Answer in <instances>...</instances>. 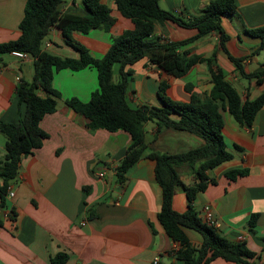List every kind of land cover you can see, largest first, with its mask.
Returning <instances> with one entry per match:
<instances>
[{
	"label": "crops",
	"instance_id": "crops-1",
	"mask_svg": "<svg viewBox=\"0 0 264 264\" xmlns=\"http://www.w3.org/2000/svg\"><path fill=\"white\" fill-rule=\"evenodd\" d=\"M115 22L109 31L93 28L87 33L74 31L72 37L91 55L102 57L111 43V36L131 28L129 18L120 16L113 0H102ZM210 0H159V6L184 17L198 16ZM25 0H0V42L19 35L18 23ZM66 6V7H65ZM68 6V7H67ZM62 9L82 14L81 0H64ZM264 26V0H235V12L221 19L227 38L226 51L243 58L245 72L264 68V47L261 39L247 33L248 29ZM195 28H185L170 21L157 24L153 38L179 41L192 37ZM220 33L213 31L184 45L181 49L204 57L213 56L226 80L242 100L264 93V77L246 79L234 68L219 45ZM43 49L59 56L76 57L65 44L61 32L51 27ZM119 63L112 66V79H119ZM127 100L130 105L159 106L157 88L160 80L169 83L166 94L173 100L186 101L191 92L206 94L212 84L204 62L194 64L181 77L167 76L146 57L132 65ZM33 59L19 58L12 53L0 55V122L16 123L24 111L18 103L15 88L19 81H30ZM53 87L60 93L56 109L43 115L40 128L47 133L40 147L23 155L18 174L10 183L13 196H4L0 205V264H51L56 253H65L64 264H183L174 253L179 242L169 237L157 213L161 205V188L154 177V161L142 158L126 173L122 185L117 184L115 166L124 156L131 137L124 130L90 129L85 117L65 103L70 97L85 102L97 87L96 70L62 68L56 71ZM225 148L232 158L205 171V189L193 200V207L204 221L208 206L217 230L231 241H242L255 253L253 264H264V105L250 125L239 124L226 111L219 110ZM146 150L177 154L202 145L203 140L190 132L162 128L156 131L154 121L144 124ZM5 135L0 131V162L4 158ZM245 170L231 179L230 170ZM184 185L196 182L186 164L177 168ZM1 184V179H0ZM176 212H184L187 199L182 185H177L171 200ZM254 217L253 224L249 221ZM191 244L199 246L201 235L185 229ZM209 264H234L222 258Z\"/></svg>",
	"mask_w": 264,
	"mask_h": 264
},
{
	"label": "trees",
	"instance_id": "trees-1",
	"mask_svg": "<svg viewBox=\"0 0 264 264\" xmlns=\"http://www.w3.org/2000/svg\"><path fill=\"white\" fill-rule=\"evenodd\" d=\"M159 0H113L115 11L129 18L131 28L111 36V43L102 57H95L81 43L74 40V31L87 33L93 28L109 31L115 22L111 8L102 0H81L82 14L62 9L64 0H25L23 15L18 23L19 35L12 40L0 42V55L13 50L26 53L33 59V75L30 81L21 80L15 88L18 103L24 104V111L16 123L0 122V131L5 135L3 160L0 162V205L4 202L7 188L18 174L19 161L23 155L41 146L47 137L39 121L43 115L56 109L60 93L53 87L52 80L56 71L62 68L79 70L93 67L97 75V87L90 93L87 101L70 97L65 103L86 119L90 129L108 131L124 130L131 141L124 156L115 166L116 182L122 185L130 167L142 158L154 161V177L161 188V205L157 218L165 233L180 247L174 255L183 264H209L213 259L222 258L234 264H253L255 256L244 242L231 241L224 237L217 227L202 221L193 207L196 195L203 191L209 180L205 171L232 158L225 148L222 135L223 120L219 112L226 110L239 124L250 125L258 110L264 105V93L253 99L242 100L213 56L204 57L181 49L198 38L218 31L219 45L226 53L235 70L244 78H255L260 82L264 68L259 71L245 72L243 58L231 56L224 46L227 36L221 27V19L235 12V0H210L198 16L184 17L162 9ZM170 21L185 28H195L196 33L179 41H164L153 38L157 24ZM51 27L57 28L65 44L76 53V57L59 56L43 49L44 40ZM259 37V48L264 47V26L247 30ZM146 57L151 64L163 70L167 76L181 77L194 64L204 62L207 66L210 90L200 96L191 92L186 101L173 100L166 94L169 86L162 79L157 88L159 106H132L127 100V88L133 73L132 65ZM119 63V79L113 81L112 66ZM154 121L156 131L162 128L187 131L199 136L203 143L197 148L177 154L159 153L146 150L144 124ZM186 164L193 171L196 182L184 185L179 180L177 168ZM245 170L235 169L225 173L228 178L245 174ZM182 185L187 207L184 212H176L171 207L174 189ZM252 216L249 223L253 224ZM185 229L197 231L202 241L199 246L191 244ZM65 253H56L51 264H64Z\"/></svg>",
	"mask_w": 264,
	"mask_h": 264
},
{
	"label": "built area",
	"instance_id": "built-area-1",
	"mask_svg": "<svg viewBox=\"0 0 264 264\" xmlns=\"http://www.w3.org/2000/svg\"><path fill=\"white\" fill-rule=\"evenodd\" d=\"M10 53H12L13 55L19 57V58H24L27 56L26 53L24 52H20V51H16V50H13L11 51ZM13 190L10 188V186H8L7 188V195L9 197L13 196ZM204 212H205V216H204V221L209 224V225H212V226H215L216 227V224L215 222L212 220L211 216H210V213H209V208L208 206H204ZM159 263V259L158 258H154L153 259V264H158Z\"/></svg>",
	"mask_w": 264,
	"mask_h": 264
},
{
	"label": "rangeland",
	"instance_id": "rangeland-1",
	"mask_svg": "<svg viewBox=\"0 0 264 264\" xmlns=\"http://www.w3.org/2000/svg\"><path fill=\"white\" fill-rule=\"evenodd\" d=\"M66 7V6H65ZM68 7V6H67Z\"/></svg>",
	"mask_w": 264,
	"mask_h": 264
}]
</instances>
